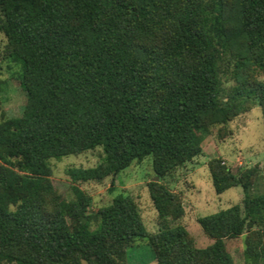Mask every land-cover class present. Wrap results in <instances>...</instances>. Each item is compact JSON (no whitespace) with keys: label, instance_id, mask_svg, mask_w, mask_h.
Returning a JSON list of instances; mask_svg holds the SVG:
<instances>
[{"label":"trees","instance_id":"16d2710c","mask_svg":"<svg viewBox=\"0 0 264 264\" xmlns=\"http://www.w3.org/2000/svg\"><path fill=\"white\" fill-rule=\"evenodd\" d=\"M0 32L3 57L22 62L25 91L20 114L0 119V264H127L140 238L157 264H234L226 240L245 230L244 264H263L254 168L236 174L209 160L215 191L240 185L243 197L197 218L212 239L198 247L181 224L147 233L128 195L95 212L83 190L62 199L49 159L100 146L97 164L68 168L78 182L151 155L153 206L181 217L179 197L159 179L202 151L198 131L248 110L244 93L257 97L264 125V0H0ZM224 55L235 81L226 100Z\"/></svg>","mask_w":264,"mask_h":264},{"label":"rangeland","instance_id":"374dc122","mask_svg":"<svg viewBox=\"0 0 264 264\" xmlns=\"http://www.w3.org/2000/svg\"><path fill=\"white\" fill-rule=\"evenodd\" d=\"M6 38L0 32V119L19 115L25 101V91L21 84L22 62L19 59L3 57ZM226 100L235 84L232 77V59L224 55L219 63ZM258 80L264 81V70L256 74ZM248 96L250 108L239 113L222 125H213L198 131L202 151L192 160L177 166L159 180L176 194L183 206V214L176 220L160 217L153 206L148 192L147 182L154 178L152 157L146 155L140 161H132L114 176L102 180L71 181L67 173L69 167H87L97 164L103 152L100 146L87 149L78 154H67L60 158L51 157V182L56 192L64 200L74 198L76 190H83L90 196L89 212H95L100 206L110 202L117 194L128 195L137 203L147 233H154L162 226L183 225L194 243L204 247L211 243L202 230L197 218L225 209L233 204H242L243 189L240 185L231 186L221 193L213 187L209 170V160L219 156L223 163L234 173L239 174L246 168H254L249 193L264 192V125L261 107L257 97ZM95 226L91 223V228ZM245 230L239 237L227 239L226 248L234 264H244L243 249ZM264 264V259L262 260ZM13 264V263H2ZM127 264H157L152 248L145 239H136L127 247Z\"/></svg>","mask_w":264,"mask_h":264}]
</instances>
